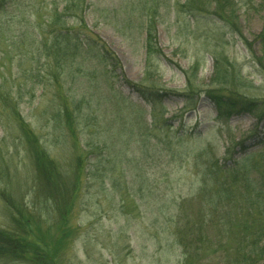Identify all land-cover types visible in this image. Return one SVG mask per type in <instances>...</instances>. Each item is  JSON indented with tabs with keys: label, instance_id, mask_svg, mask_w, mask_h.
Wrapping results in <instances>:
<instances>
[{
	"label": "rangeland",
	"instance_id": "1",
	"mask_svg": "<svg viewBox=\"0 0 264 264\" xmlns=\"http://www.w3.org/2000/svg\"><path fill=\"white\" fill-rule=\"evenodd\" d=\"M53 1L14 0L15 5L2 13L0 92L15 98L41 147L65 177L72 176L79 157L85 158L86 172L73 204L71 194L67 217L62 219L53 202L46 201L40 191L29 146L6 108L0 116L4 169L0 188L8 189L26 211L40 216L32 239L39 238L46 245L42 254L46 264H184L185 255L174 232L179 204L198 193L200 177L195 161L199 149L212 144L217 156H223L225 150V158L231 161L257 155L264 146V117L259 119L249 112L233 114L228 124L222 125L215 102L201 94L210 86L213 56L224 54L247 83L238 90L253 99L264 98V62L256 59L261 56L256 40L262 29V13L257 8L261 0H237L241 34L253 42L252 49L219 19L183 12L180 4L184 0H87L89 29L117 54L122 68L109 73L107 82L104 65L95 60L84 66L80 76L72 74L71 78L66 69L62 73L64 84L52 78L56 69H49L52 63L45 55L40 66L34 61L38 54L32 40L38 35L32 26H39L38 33L44 28L45 38H51L47 20ZM152 15L158 44L166 57L155 62L149 83L170 89L162 95L164 108L159 110L171 118V131L163 125L150 127L154 106L125 81L143 79L145 30ZM196 61L201 63L197 72L200 93L191 99L186 95L184 72ZM35 75L43 80L41 84H36ZM68 90L85 95L89 104L83 109L89 107L90 120L82 119L74 126L72 121L67 124L63 119L59 124L54 119L55 105ZM116 90L127 98L125 105H114L115 98L108 100L114 96L120 99ZM183 131L193 137L179 144L181 139L177 138ZM225 147L232 150L228 153ZM188 204L196 217L197 200ZM0 228H13L1 197ZM61 236L64 242L58 246ZM209 237L214 245L197 264H223L224 252L235 256L234 249L228 247L230 243L234 246L231 235L222 239L224 247L218 246L220 238L212 230ZM0 264L30 263L0 259ZM257 264H264V257Z\"/></svg>",
	"mask_w": 264,
	"mask_h": 264
},
{
	"label": "trees",
	"instance_id": "2",
	"mask_svg": "<svg viewBox=\"0 0 264 264\" xmlns=\"http://www.w3.org/2000/svg\"><path fill=\"white\" fill-rule=\"evenodd\" d=\"M10 5H15L14 0H0V24L3 23L2 13L7 11ZM35 6H37L36 2ZM87 8V0H54L47 20L51 36L49 40L44 36V28L38 33L39 26H32L34 33L38 35L34 41L32 40L33 44L31 43L38 54L34 61L40 66L42 56L45 55L50 59L53 66L50 65L49 69H56V76H52L56 83L64 84L62 73L66 69L71 78L72 74L80 76L84 66L95 60L104 65L103 76L107 82L110 80L109 73L122 68L117 54L98 34L89 29L86 23ZM180 8L183 12L194 16L211 15L230 26L243 38L238 22L237 0H184ZM257 8L262 13V29L256 36L261 53V56L256 59L263 64L264 0H261ZM145 31L146 66L143 79L140 82H133L125 78V81L154 106L150 127L153 125L154 128H158V125H163L171 131V118L162 116V111L159 110L164 108L161 101L162 95L170 89L149 83L154 75L155 62L166 57L158 44L156 19L153 15L149 17ZM244 40L249 49H252L253 42ZM213 61L210 86L202 89L201 94L205 93L217 105L218 121L222 125H227L228 119L233 114L245 112L253 113L262 119L264 98L253 99L238 90L239 87L247 86V83L235 63L224 54H215ZM200 66L201 63L196 61L184 72L187 81L186 95L191 99L200 93L197 82ZM92 70L93 73L96 71L94 68ZM32 73L34 74V71ZM33 77L37 79L36 84L42 83L43 80L39 79V75ZM116 91L120 99L114 96L108 100L115 98L114 105L118 103L125 105L127 98L118 90ZM106 102L110 104L111 101ZM0 104V116L4 115V110H9V118L15 122L20 137L25 138L29 146L36 166V180L38 185L40 184V191L44 192L46 201L53 202L60 217L65 219L71 205V194L73 204L74 193L86 172L85 158H77L72 176L65 177L49 153L41 147L38 137L25 120L15 98H11L8 92L5 94L0 92ZM85 104H89L85 95L72 94V91L68 90L61 95L59 103L55 105L54 119L59 124L63 119L67 124L72 121V125L76 126L77 121L91 117L89 107L83 109ZM145 126L148 127V123ZM147 129L144 128L145 131ZM220 131L222 132V129ZM192 137L193 135H185L183 131L181 137L177 138L181 139L178 143L185 142L182 141L184 138L191 141ZM229 140L233 139L229 138ZM225 149L228 153L232 150L226 147ZM217 153L218 150L212 144L199 149L195 161V168L200 177L198 193L192 199L181 202L178 207L174 235L185 255L184 264L199 263L204 257L201 255L211 249L214 245L209 237L211 230L220 238L218 245L220 247H224V243H221L222 239L231 235L234 240V246L230 243L228 247L234 249L235 256L226 255L224 252L223 264H257L264 257V146L257 155L251 154L254 156L247 155L231 161L225 158V150L221 157L217 156ZM0 175L4 178L1 155ZM0 197L9 210L13 224L10 230L0 228V259L46 264L42 255L45 253L46 245L43 246L39 238L32 239L35 225L41 222L40 216L35 212L26 211L25 205L15 199L6 188H0ZM194 200L198 203L196 217H193L194 214L188 210V203ZM63 242L64 239L61 236L56 244L62 246ZM48 250L46 255L49 253Z\"/></svg>",
	"mask_w": 264,
	"mask_h": 264
}]
</instances>
